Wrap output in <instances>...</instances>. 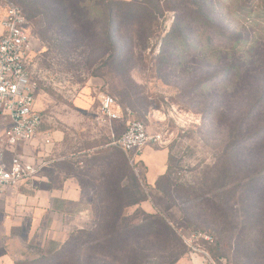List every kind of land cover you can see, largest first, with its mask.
Listing matches in <instances>:
<instances>
[{"label": "rangeland", "instance_id": "1", "mask_svg": "<svg viewBox=\"0 0 264 264\" xmlns=\"http://www.w3.org/2000/svg\"><path fill=\"white\" fill-rule=\"evenodd\" d=\"M9 1L23 9L33 36L35 54L30 80L37 86V109L43 114L44 130L51 136L52 131L64 130L70 143L81 132L84 146L97 148L80 172L85 174L86 188L94 193L92 200L98 212L107 216L109 211L108 216L116 218L123 208L143 199L127 207L124 214L139 215L135 223L147 215H156L176 234L178 246L156 241L157 245L148 246L142 264H168L173 258L171 251L181 254L175 264H199L191 260L181 243V234L190 231L211 232L217 240V253L228 264H264V183L257 190L244 183V188L241 185L238 189L235 185L225 186L257 167L264 172V145L257 147L259 151L255 152V148L249 151L252 143L246 137L243 141L246 148H239L240 155L234 157L239 165H231L226 151L230 142L227 120L219 105L227 101L223 96L228 90L230 94L237 90L229 108L241 119L256 103L257 87H263L264 73L244 76L242 85L229 69L232 61L225 59L224 51L217 48H232L231 41L241 38L245 47L231 53V57L250 64V59L241 52L264 44V0H207L205 10L212 20L210 25L200 28L189 22L180 27L187 43L203 48L201 58L193 51L185 58L173 52L169 46L177 34L162 46V38L178 16L167 12L160 20V33L146 40L144 50L126 51L125 61L130 67L125 74L110 75L103 69L100 74L105 78L91 76L93 70L87 68V64L104 55L101 33L104 20H98L99 31L89 22L81 28L61 20L64 10L59 7V0ZM53 8L61 11L54 14ZM2 12L0 0V16ZM76 45L81 48H75ZM211 46H216V50ZM253 53L259 55L256 50ZM165 58L168 65L159 66V59ZM262 58L264 61V54ZM249 85L254 88L245 89ZM124 92L133 98L135 113L131 120L144 122L149 134L162 137L160 144L148 147L155 168L160 170L158 166L163 165L169 177L162 179L160 175L154 184L149 183V166L141 159L132 166L120 148L106 146L107 141L101 135L103 126L95 120L94 112L85 111L89 106L98 111L102 95L112 96L124 108L127 106L121 102ZM33 186L39 187L38 183ZM65 209L71 216L14 223L13 236L25 244V253L32 258L40 250L51 253L78 231L95 228L94 207L69 205ZM2 217L0 205V222Z\"/></svg>", "mask_w": 264, "mask_h": 264}, {"label": "trees", "instance_id": "2", "mask_svg": "<svg viewBox=\"0 0 264 264\" xmlns=\"http://www.w3.org/2000/svg\"><path fill=\"white\" fill-rule=\"evenodd\" d=\"M56 4L58 5V3ZM207 4V0H59V7L64 10V16L61 17L64 23L71 21L72 25L84 28L89 22L95 30H98V20H104V28L101 30L104 37V55L92 64H87V68L93 70L91 76L99 78H105L103 74H100L103 69H107L109 74L115 73V76L120 73L124 75L126 69L130 67V64L125 61L126 51L133 53L144 50L146 48V40L152 39L154 35L160 33V20L165 17L167 12H174L178 16L175 17L170 31L162 38V46L177 34L178 37L172 39L173 44L169 46L170 49L180 56H184V58L191 51L195 53L197 58H201L204 53L203 48L196 44L187 43L183 37L184 30H180V27L183 23L188 25L189 22L200 28L210 25L212 20L205 10V5ZM52 10L54 14H58L61 11L58 8H53ZM179 13L181 14L180 16ZM55 16L58 17V15ZM178 43L183 44V49L181 47L177 48L176 45H179ZM231 43L233 45L232 48L223 49L220 46L217 48L224 51L223 57L225 59L228 58L230 63L232 61L229 64V69L232 70L242 85L245 82L244 76L246 77L250 74L258 76L264 73V61L262 58L264 44L252 48L251 51L241 52L244 57L249 58L251 61L247 66L245 63L239 62L235 56L231 57V53H237V50L245 47L243 39L237 38ZM78 46L74 47L77 48ZM80 48L81 46L77 49ZM210 48L216 50V46H211ZM253 50L259 52V55L254 54ZM251 53L254 56L250 57L249 54ZM165 59H159V66L168 65V59ZM179 65L181 66L182 62H179ZM120 69L122 70L120 71ZM161 69L163 67H160ZM249 87L250 89L254 88V86L249 85L245 89H249ZM257 89L259 94L256 98V103L251 106V109L241 119H237L235 117L237 112L229 108L238 93L236 89L233 94H230L228 90L223 96L227 100L225 101L226 106H224V102L219 104L221 112L227 120L226 126L230 139L229 144L226 146V151L227 155L230 156L229 159H231L230 164L234 166L239 165L237 158L234 157L240 155L242 149L239 148H246L247 144L243 142L246 137H249L250 143H252L249 151L253 148H255V152L259 151L260 148L257 147L264 145V84L263 87L258 86ZM121 96L122 104L127 106L123 108L120 103H117V105L120 107L123 119L130 121L135 113L131 102L133 98L127 92L122 93ZM221 106L225 109L222 110ZM164 177H169L168 170L161 178L163 179ZM242 183H244L243 185H251L254 187L253 189L257 190L260 183H264V172L260 170V167H257L247 172L240 180L230 184L225 183V186L235 185L238 189ZM142 200L133 202L127 207L137 205ZM93 207L95 209L93 214L96 218L94 229L78 231L71 235L69 240L60 246L58 250L51 253H43L40 250L36 255L33 254L35 256L33 258L31 254L25 253L24 244L20 248L18 258H26L28 261H20L18 259L16 264H117L119 262L122 264H142L145 257H147L145 253L148 246L157 245L156 241L165 242V245L168 246V243H171L170 247L178 246L176 234L173 233L170 226L161 217L147 215L144 220L135 223L139 215L136 217L127 216L124 214L127 207L119 211L116 218L109 217V211L107 216L100 214L97 210L98 208L94 205V201L92 209ZM181 243L188 253L183 241ZM217 245V240H215V243L208 246V248L216 260L224 261L222 256L216 251ZM171 257L173 258L168 264H175L179 261L181 254L179 252L174 254L171 251ZM156 264L161 263L158 262Z\"/></svg>", "mask_w": 264, "mask_h": 264}, {"label": "built area", "instance_id": "3", "mask_svg": "<svg viewBox=\"0 0 264 264\" xmlns=\"http://www.w3.org/2000/svg\"><path fill=\"white\" fill-rule=\"evenodd\" d=\"M34 54L33 36L23 9L12 1L3 0L0 16V197L8 189L37 182L55 148L50 133L41 135L44 119L37 109V86L30 80L29 70ZM119 111L112 96L100 97L102 119L99 122L111 126L120 119ZM38 140L42 146L39 160L25 152V147ZM161 141V135L149 134L143 122L130 120L126 122L124 133L113 138L112 145L120 148L135 166L148 146ZM181 238L194 263L228 264L212 256L208 246L215 243V237L211 232L190 231L181 234Z\"/></svg>", "mask_w": 264, "mask_h": 264}, {"label": "crops", "instance_id": "4", "mask_svg": "<svg viewBox=\"0 0 264 264\" xmlns=\"http://www.w3.org/2000/svg\"><path fill=\"white\" fill-rule=\"evenodd\" d=\"M85 111L94 112L95 120L103 126L101 135H104L107 141L106 146H111L113 138L120 137L124 133L127 120L123 119L122 115L110 126L108 123L99 122V119H102L100 106L98 111L93 106H89ZM45 132L47 131L42 128L41 135ZM80 133L78 132V138L73 141L74 143H70L64 130L52 131L55 148L46 160L48 165L41 178L37 182L24 185L27 190L20 189L23 186L14 187L0 197L3 214L0 222V264H16L20 248L24 245L19 238L13 236L14 223L25 224L42 217L56 215L68 217L71 214L65 207L69 205L92 206L94 193L86 188L84 183L86 177L80 170L86 167V161L88 162L91 153L97 148L85 147V140L80 137ZM150 150V147L145 149L141 161L149 166L148 180L149 183L154 184L160 175L166 173V167L160 165L158 166L160 170L155 168L157 165L154 164L155 159ZM41 151L40 140L25 147L26 154L38 160L41 159ZM36 183L39 187L33 186Z\"/></svg>", "mask_w": 264, "mask_h": 264}]
</instances>
